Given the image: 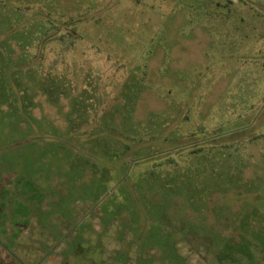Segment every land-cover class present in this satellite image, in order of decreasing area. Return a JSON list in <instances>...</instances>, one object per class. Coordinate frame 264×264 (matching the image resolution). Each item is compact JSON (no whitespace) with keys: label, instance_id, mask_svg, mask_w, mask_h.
I'll use <instances>...</instances> for the list:
<instances>
[{"label":"rangeland","instance_id":"1","mask_svg":"<svg viewBox=\"0 0 264 264\" xmlns=\"http://www.w3.org/2000/svg\"><path fill=\"white\" fill-rule=\"evenodd\" d=\"M0 264H264V0H0Z\"/></svg>","mask_w":264,"mask_h":264}]
</instances>
